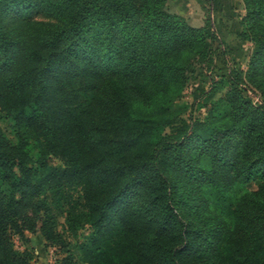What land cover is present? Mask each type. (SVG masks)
I'll list each match as a JSON object with an SVG mask.
<instances>
[{
  "label": "trees",
  "instance_id": "16d2710c",
  "mask_svg": "<svg viewBox=\"0 0 264 264\" xmlns=\"http://www.w3.org/2000/svg\"><path fill=\"white\" fill-rule=\"evenodd\" d=\"M241 1V28L217 37L165 0H0L15 137L0 130V264H29L11 243L24 231L63 253L52 264H264V0ZM214 41L235 58L193 101L219 91L227 108L181 120L179 88ZM57 216L85 234L77 259Z\"/></svg>",
  "mask_w": 264,
  "mask_h": 264
},
{
  "label": "rangeland",
  "instance_id": "374dc122",
  "mask_svg": "<svg viewBox=\"0 0 264 264\" xmlns=\"http://www.w3.org/2000/svg\"><path fill=\"white\" fill-rule=\"evenodd\" d=\"M165 10L169 13H174L181 17L188 25L193 27H201L206 21L215 35L219 37L224 33L234 30L237 26L241 28L240 19L244 14V8L241 0H228L227 9L221 7L219 11L212 8L210 0H165ZM229 13V15L227 14ZM264 22V19H263ZM217 28H219L217 32ZM241 49L245 51V58L239 62V67L244 68L247 56L250 52V43L241 41ZM212 62L208 69L196 68L192 73H186V80L179 88V95L174 101L172 109L176 116L184 121L189 117L200 119L206 114V108L211 107L213 115H220L226 110V105L218 100L219 91L212 96V102H207L206 107L198 108L197 100L193 101L201 87L208 85L209 78L212 80L218 79L221 75L226 74L227 65L234 59L233 51L223 52L222 46L214 41L212 44ZM252 103H259V96L255 90L247 89L245 91ZM214 99V100H213ZM0 130L10 144L15 143L13 121L5 113L0 111ZM167 130V129H166ZM29 155L34 159L37 155V148L33 142L29 141L27 145ZM58 224L56 231L59 232L67 243L66 248L72 254L74 259L78 258V253L75 248V242L84 238V233H79L73 237L69 235L62 227L63 219L57 216ZM13 248L22 252L25 251L29 255V264H52L56 259L63 256L56 246L45 245L42 238L37 232H23V237L13 235L11 238Z\"/></svg>",
  "mask_w": 264,
  "mask_h": 264
}]
</instances>
